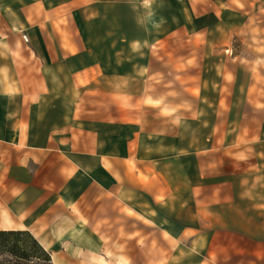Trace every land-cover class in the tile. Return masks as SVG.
Segmentation results:
<instances>
[{
  "label": "crops",
  "instance_id": "crops-1",
  "mask_svg": "<svg viewBox=\"0 0 264 264\" xmlns=\"http://www.w3.org/2000/svg\"><path fill=\"white\" fill-rule=\"evenodd\" d=\"M261 2L0 0V229L53 264H264V73L233 50Z\"/></svg>",
  "mask_w": 264,
  "mask_h": 264
},
{
  "label": "trees",
  "instance_id": "trees-1",
  "mask_svg": "<svg viewBox=\"0 0 264 264\" xmlns=\"http://www.w3.org/2000/svg\"><path fill=\"white\" fill-rule=\"evenodd\" d=\"M0 264L31 263L33 258L52 263V257L38 239L28 230L0 229Z\"/></svg>",
  "mask_w": 264,
  "mask_h": 264
},
{
  "label": "rangeland",
  "instance_id": "rangeland-1",
  "mask_svg": "<svg viewBox=\"0 0 264 264\" xmlns=\"http://www.w3.org/2000/svg\"><path fill=\"white\" fill-rule=\"evenodd\" d=\"M233 50L235 54H243L248 56L250 61H256L259 71L264 73V2L255 5L251 11L247 25L239 35L235 36ZM35 262L48 264L33 258L31 263Z\"/></svg>",
  "mask_w": 264,
  "mask_h": 264
}]
</instances>
